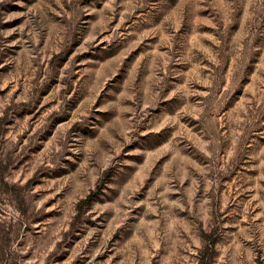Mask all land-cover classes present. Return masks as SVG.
Here are the masks:
<instances>
[{"label":"rangeland","instance_id":"1","mask_svg":"<svg viewBox=\"0 0 264 264\" xmlns=\"http://www.w3.org/2000/svg\"><path fill=\"white\" fill-rule=\"evenodd\" d=\"M203 259L264 264V0H0V264Z\"/></svg>","mask_w":264,"mask_h":264},{"label":"trees","instance_id":"2","mask_svg":"<svg viewBox=\"0 0 264 264\" xmlns=\"http://www.w3.org/2000/svg\"><path fill=\"white\" fill-rule=\"evenodd\" d=\"M208 246H209V245H207V250H209ZM203 262H204V259L202 260V263H201V264H203Z\"/></svg>","mask_w":264,"mask_h":264}]
</instances>
